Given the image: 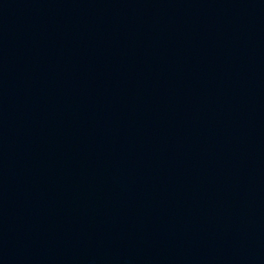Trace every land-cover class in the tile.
Segmentation results:
<instances>
[{
  "label": "water",
  "instance_id": "water-1",
  "mask_svg": "<svg viewBox=\"0 0 264 264\" xmlns=\"http://www.w3.org/2000/svg\"><path fill=\"white\" fill-rule=\"evenodd\" d=\"M0 264H264V0H0Z\"/></svg>",
  "mask_w": 264,
  "mask_h": 264
}]
</instances>
